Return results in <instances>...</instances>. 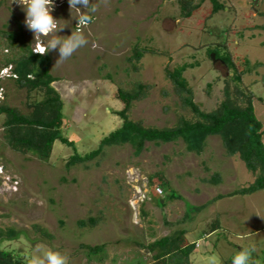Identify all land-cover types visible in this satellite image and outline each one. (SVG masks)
Listing matches in <instances>:
<instances>
[{
  "label": "rangeland",
  "instance_id": "374dc122",
  "mask_svg": "<svg viewBox=\"0 0 264 264\" xmlns=\"http://www.w3.org/2000/svg\"><path fill=\"white\" fill-rule=\"evenodd\" d=\"M219 1L227 8L218 14L212 15L213 6L206 1L185 19L178 0H90L94 12L71 10L69 0H53L52 15L61 29L57 35L82 32L88 41L58 65L59 49L47 53L57 79L53 87L64 102L63 134L76 143L80 155L98 149L122 126L118 113L125 106L118 92L130 91L137 83L151 90L133 103L131 120L163 129L175 127L181 118L194 119L166 77V70L183 64H199L184 76L200 108L215 110L233 72L208 52L225 47L241 70L245 60L251 66L263 65L246 74L243 82L254 95L255 113L264 126V0ZM85 14L92 16V23H79ZM25 19L21 4L0 0V39L4 42L2 33H17L33 48L34 33ZM138 42L157 54H146L135 71L128 59ZM2 85L7 103L28 113L26 90H18L9 79ZM35 99L41 96L33 94ZM5 121L1 116L0 232L5 237L2 247L18 252L23 262L40 245L42 252H66L68 264H156L158 259L174 264L175 253L191 243L196 245L192 264H209L212 256L218 264H232L234 254L245 247H254L253 261L264 264V191L218 200L193 221L183 222L189 206L204 205L255 181L238 156L227 155L219 137H210L201 155L187 152L182 141L147 143L139 157L130 145L108 147L93 162L71 165L74 151L59 141L49 162L12 150L4 138ZM216 174L222 177L217 186L210 183ZM162 178L183 200L161 205L167 201L159 187ZM90 218L100 223L93 229L79 227ZM216 221L222 228L213 232ZM11 230L20 233L19 238H6ZM165 237L172 239L167 248L151 247ZM86 245H106V251L90 256Z\"/></svg>",
  "mask_w": 264,
  "mask_h": 264
},
{
  "label": "trees",
  "instance_id": "16d2710c",
  "mask_svg": "<svg viewBox=\"0 0 264 264\" xmlns=\"http://www.w3.org/2000/svg\"><path fill=\"white\" fill-rule=\"evenodd\" d=\"M206 1H209L213 6L212 15L227 8L219 0H201V3L196 5L191 0H178L182 17L191 18ZM92 21L93 18L86 22L92 23ZM2 38L4 42L0 39V53L2 54L0 72L3 69L11 68V76L0 81V87L4 89L2 84L9 79L18 90H26L29 99L27 103L28 113L26 114L7 103L5 89L4 99L0 101V117L3 115L6 117L4 138L15 152L23 155L31 154L42 162H49L54 145L59 141L73 149L74 155L70 161L72 165L93 162L103 156L108 147L130 145L134 149L135 156L139 157L144 152L147 143L160 146L182 141L187 152L201 155L207 147L208 139L216 136L222 140L227 155L230 157L238 156L247 170L255 176V181L248 187H242L227 195H220L204 205L189 206L183 222L193 221L196 214L218 200L235 196H249L264 191V126L255 113L254 95L250 89L244 88L243 82L246 74L253 73V70L262 67V64L258 63L251 66V63L245 60V68L241 70L226 47L225 51H221V49L224 50L223 48L219 49L221 52L218 49L210 50L208 52L209 57L214 54L217 61L222 62L229 71L233 72V75L225 80L224 100L211 112L203 111L194 101L193 89L184 76L189 69L199 67L197 62L183 64L172 71L166 70V77L173 84L175 93L180 98L183 107L191 110L194 114V119L181 118L177 125L172 128L144 127L140 122L130 119L129 113L133 103L144 100L151 90L150 86L137 83L130 91L120 89L118 98L125 106L118 113V116L123 120L122 126L105 137L100 142L98 149L86 155H80L76 143L63 134L64 102L53 87L57 79L50 71V56L33 53L31 44L21 39L17 33L5 32L2 33ZM148 53L157 54L153 50L142 47L140 42L134 45L133 54L128 62L135 71L139 70L137 64ZM33 94L40 95L41 99L32 100ZM210 183L215 186L220 185L222 177L216 174ZM159 187L162 189V193L167 194V201H162L161 205L168 201L183 200V197L164 178L161 179ZM99 223V218H90L88 221H81L79 227L93 229ZM212 225L211 230L213 232L222 228L219 221ZM37 228L40 230L39 227ZM41 232L52 238L46 231L41 230ZM180 233L182 236L186 235L185 230H181ZM19 235L20 233L11 230L6 238L17 239ZM4 239L5 237L0 232V264H25L18 252L2 247ZM171 241L170 237H165L156 241L151 247L167 248ZM195 248L196 245L191 243L180 248L174 255L178 259L174 264H192L190 256ZM84 249L88 251L90 256L97 257L106 251V245H86ZM165 254L167 253L164 252L163 256ZM165 261L158 259L156 264L161 262L164 264Z\"/></svg>",
  "mask_w": 264,
  "mask_h": 264
},
{
  "label": "clouds",
  "instance_id": "9594fccd",
  "mask_svg": "<svg viewBox=\"0 0 264 264\" xmlns=\"http://www.w3.org/2000/svg\"><path fill=\"white\" fill-rule=\"evenodd\" d=\"M15 2L23 6L26 12L24 23L34 33L33 53L43 56L49 51L59 49V58L56 62L58 65L88 43L82 32H72V35L65 37L57 35L61 29L58 28L59 21L52 15L55 9L53 0H15ZM69 4L71 10L74 8L93 12L96 10L95 5L90 4V0H69ZM91 19V16L85 14L80 17L79 23ZM2 91L0 89V93ZM255 250L254 247H245L237 251L232 257V264H256L252 259ZM68 260L66 252L51 249L42 252L41 246L37 245L25 264H68ZM209 264H218L217 257H209Z\"/></svg>",
  "mask_w": 264,
  "mask_h": 264
},
{
  "label": "built area",
  "instance_id": "2783aa9c",
  "mask_svg": "<svg viewBox=\"0 0 264 264\" xmlns=\"http://www.w3.org/2000/svg\"><path fill=\"white\" fill-rule=\"evenodd\" d=\"M11 76V68L8 69H3L0 72V81L6 79L7 77ZM0 89H2V93H0V101H2L4 99V89L2 87H0Z\"/></svg>",
  "mask_w": 264,
  "mask_h": 264
},
{
  "label": "water",
  "instance_id": "95a60500",
  "mask_svg": "<svg viewBox=\"0 0 264 264\" xmlns=\"http://www.w3.org/2000/svg\"><path fill=\"white\" fill-rule=\"evenodd\" d=\"M212 58L215 59V55L214 54H212ZM263 83H264V78H263Z\"/></svg>",
  "mask_w": 264,
  "mask_h": 264
}]
</instances>
